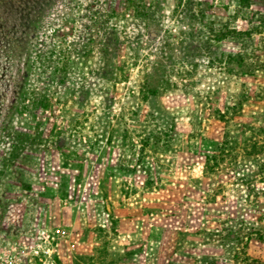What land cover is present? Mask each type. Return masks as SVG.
I'll list each match as a JSON object with an SVG mask.
<instances>
[{
    "label": "rangeland",
    "instance_id": "obj_1",
    "mask_svg": "<svg viewBox=\"0 0 264 264\" xmlns=\"http://www.w3.org/2000/svg\"><path fill=\"white\" fill-rule=\"evenodd\" d=\"M259 72L264 0H0V262L49 264L29 254L36 226L91 186L114 126Z\"/></svg>",
    "mask_w": 264,
    "mask_h": 264
},
{
    "label": "crops",
    "instance_id": "obj_2",
    "mask_svg": "<svg viewBox=\"0 0 264 264\" xmlns=\"http://www.w3.org/2000/svg\"><path fill=\"white\" fill-rule=\"evenodd\" d=\"M208 99L160 95L154 121L114 126L91 186L67 188L35 241L67 228L59 264H264V73Z\"/></svg>",
    "mask_w": 264,
    "mask_h": 264
},
{
    "label": "built area",
    "instance_id": "obj_3",
    "mask_svg": "<svg viewBox=\"0 0 264 264\" xmlns=\"http://www.w3.org/2000/svg\"><path fill=\"white\" fill-rule=\"evenodd\" d=\"M67 232L64 229L57 228L52 234H48L35 241L29 246V254L42 262L52 264L54 256L55 241L66 237ZM19 257H10L2 260L0 264H18Z\"/></svg>",
    "mask_w": 264,
    "mask_h": 264
}]
</instances>
